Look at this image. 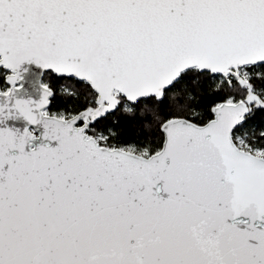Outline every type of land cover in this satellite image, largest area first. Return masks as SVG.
Here are the masks:
<instances>
[{"label": "snow or ice", "instance_id": "obj_1", "mask_svg": "<svg viewBox=\"0 0 264 264\" xmlns=\"http://www.w3.org/2000/svg\"><path fill=\"white\" fill-rule=\"evenodd\" d=\"M0 264H264V0H0Z\"/></svg>", "mask_w": 264, "mask_h": 264}]
</instances>
